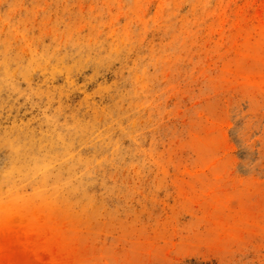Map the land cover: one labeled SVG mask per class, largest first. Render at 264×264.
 <instances>
[{
    "label": "rangeland",
    "instance_id": "obj_1",
    "mask_svg": "<svg viewBox=\"0 0 264 264\" xmlns=\"http://www.w3.org/2000/svg\"><path fill=\"white\" fill-rule=\"evenodd\" d=\"M0 264H264V0H0Z\"/></svg>",
    "mask_w": 264,
    "mask_h": 264
}]
</instances>
